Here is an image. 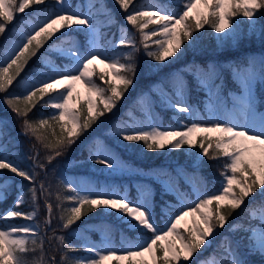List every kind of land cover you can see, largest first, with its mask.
Returning <instances> with one entry per match:
<instances>
[{
  "label": "snow or ice",
  "instance_id": "6c2138e0",
  "mask_svg": "<svg viewBox=\"0 0 264 264\" xmlns=\"http://www.w3.org/2000/svg\"><path fill=\"white\" fill-rule=\"evenodd\" d=\"M115 2L125 13L126 23L138 31L144 54L155 62L149 71H159L160 66L183 54L185 41L194 44V33L206 25L218 35L221 44L253 37L264 41V0H177L175 8L158 3L137 7L134 0ZM82 7L87 11H82ZM94 8L108 16L99 0H86L82 6H73L71 0H0V38L10 31L9 25L13 26L11 32L20 37L19 40L9 37L0 61V100L22 121L21 135L30 142L35 141L27 157L32 163L22 167L10 158L5 129L0 127V141H3L0 153H4L0 154V173L7 170L30 185L26 190L17 186L12 206L0 213V264H105L110 259L116 264H192L197 254L216 239L219 230L226 227L231 233L242 232L244 235L236 242L225 237L220 243L223 257L204 260L200 264H249V256H259L264 261V111L258 108L256 91L257 86L264 89V55L259 60L249 57L243 63L232 65L239 92H228L230 106L218 83L217 66L211 63L194 66L188 72L205 93L203 112L188 102L189 90L184 77L170 75L171 92L161 82L138 98L144 120L133 118L132 122H117L106 133L126 145L142 144L144 151L199 148V152L192 153L193 168L200 167L204 158L223 159L218 192L201 194L191 204L181 200V206L175 211L172 205L165 204L163 208H168L169 212L166 224L161 228L157 223L160 213L146 187L138 188L137 196L133 198L127 189L108 185L81 187L74 180L60 178L73 193L69 197H63L59 191L56 193L55 207L60 213L61 229L72 230L83 215L103 208L106 213H115L130 230L139 233L137 239L140 242L117 249L111 246L107 232L99 246L87 239L82 245H75L64 235H55L51 220L54 210L52 186L46 183L47 173L49 169L55 170L54 162L63 157L84 133L117 109L134 85L138 68L136 54L140 47L133 36L117 41L114 48L130 49L119 54H110L101 45V28L107 26V21L95 23ZM29 9L32 12L25 15ZM194 10L195 15H190ZM33 16L38 22H33ZM240 17L246 19L240 20ZM24 24L30 30L26 31L22 27ZM242 24H247V31H241ZM149 25L155 27L145 31ZM81 33L86 38L84 44L72 38ZM65 44L69 46L64 47ZM41 49L45 51L42 53ZM49 53L67 58L68 63H54L48 59ZM33 58H43L48 71L40 72V79L23 83L22 94L12 92V86L21 82L20 78ZM97 63L104 64L110 71L98 73ZM97 75L105 86L96 83L94 77ZM77 84L85 89V97L76 91ZM156 87L163 92L162 102L175 113L174 125L164 126L152 115L151 99ZM37 106L50 107L53 111L47 118L28 119ZM37 144L44 150V161L40 160ZM88 151V161L103 165L108 172L130 168L101 139H96ZM37 169L44 172L43 177ZM152 178H158L165 193L178 192V185H173L168 171L154 170ZM10 188L6 181L0 182V203L5 202ZM65 199L72 202L70 208L63 206ZM41 200L47 217L44 228L54 232L52 237H48L46 231L42 233L40 224L35 223ZM253 203L258 206H251ZM22 205H27L31 211H23ZM245 209L248 210V224H229L234 213ZM186 217H191L192 223L181 230V222ZM13 219L30 223L9 222ZM46 240L49 243L47 250L44 248ZM53 241L58 242V249L53 246ZM241 243L246 253H241ZM37 251L39 257L30 261L27 254ZM47 251H58L59 259L56 254L46 258ZM78 251H86L89 255L80 258L69 255Z\"/></svg>",
  "mask_w": 264,
  "mask_h": 264
},
{
  "label": "trees",
  "instance_id": "16d2710c",
  "mask_svg": "<svg viewBox=\"0 0 264 264\" xmlns=\"http://www.w3.org/2000/svg\"><path fill=\"white\" fill-rule=\"evenodd\" d=\"M75 1V0H72ZM150 0H134V4L137 7L145 6L147 2ZM168 7H177L176 3L173 0H160ZM99 2L104 3L107 8H110L112 12L115 13V21L108 25V28L105 31V37H109L111 31L116 30L117 26L121 23L122 25L130 28L133 31V34L136 35V44L140 47V51L136 54L137 60V72L135 83L131 86L128 92L125 95V98L119 103L120 106L123 102H126L130 99L133 100V105L129 107L135 113L138 112V104L137 99L142 91V89H148L150 86L155 84H160L161 82L164 83L165 87L168 88V91L171 92V88L169 87V80L168 77L171 75L173 76L175 71L180 70L184 77L185 81L188 82L190 88L188 92V99L189 101L196 105L198 108H202L203 103L205 102V93L200 90L197 85L193 75L189 74L188 69L194 66H207L208 64H215L216 66H223V72L228 75V83L230 86H234V80L232 78V65L243 63L246 58L253 56L255 53H261L264 55V41L253 38H244L240 39L239 42L233 40L231 42H224L221 44L218 40V35L207 25L195 32V43L189 44L187 41L184 43V50L183 54H178V58H172L170 62H166L164 65L159 67V71L153 70L149 71V68L154 65V61L148 58L143 51L139 33L138 31L133 28L131 25H128L124 19L125 13L119 8L118 4L115 0H99ZM32 12L31 9L28 10L25 15H28ZM17 16L16 19H18ZM33 19L37 18L35 16L32 17ZM240 20H245L246 18L240 17ZM10 31L4 34V37L0 38V55L4 54V50L6 47V43L8 42L9 37L16 36V34L11 32L12 25L8 26ZM154 25H149L150 31ZM241 31H247V24L241 25ZM78 35L83 41H85L84 34H76ZM114 36V40L117 43L119 39L115 38V34L112 33ZM156 39V38H155ZM59 42V41H57ZM114 48V46H113ZM120 49H126L124 47H115L114 50L118 51ZM130 49H127L128 51ZM45 50L41 49L43 53ZM125 52V51H124ZM38 60L37 58H33L32 61L29 63V67H31L35 62ZM42 59V58H41ZM98 73H100L98 71ZM97 81V76L94 77ZM20 83H14L12 86V92H18L20 90ZM262 92L263 89L261 87L258 90L257 95L259 96L260 105L262 103ZM155 93V103L162 114V119L164 122H170L174 125V120L172 119L173 111L172 109L166 107V105L162 102L161 96L163 92H154ZM159 93V95H157ZM23 107V105H21ZM52 109L50 107H40L37 106L30 114L28 119L36 120L40 117L47 118L52 113ZM15 114V113H14ZM126 118L129 117L127 114H119L118 110L115 109L112 114H107L105 117L102 118V121L98 124L94 125L92 129L88 132L84 133L81 138L71 146V148L66 152L63 156L67 159L74 158V166L76 169L80 170L79 173L81 174H88L90 171L91 162L88 161L89 155V145H93L94 141L93 135L96 132L95 130L99 128L103 123H107L109 128H112L113 125L119 118ZM9 127V126H8ZM5 127V136L8 139V151L13 150L11 154V158L15 159L19 162L22 166H26L27 159L24 157L22 153L18 151V144H13L12 139L17 137L15 136L16 131H20L23 127L22 121L17 118L16 114L14 117V122L11 127ZM57 135H59V128H56ZM106 139H110L113 142L114 150L119 155L120 158L123 160H127L131 163H134L138 168H141L143 171L153 172L154 170L164 169L168 171V173H177V168L181 167L186 169L187 171L193 174H199L201 178L204 180L207 188V194H211L213 192H218L221 182H222V165L224 163L223 159L220 160H209L208 158H204L203 164L198 168H193L191 166L192 160V153L199 152V148L189 149L187 151L180 150V151H163V152H156V151H144L142 144H132L126 145L125 143H120L116 138L107 136ZM25 140L26 144L32 147V143L35 141L30 142L29 138L21 135V141ZM37 150L39 151L40 155L44 153V150L37 144ZM45 157V156H43ZM68 161V160H67ZM81 163H77V162ZM6 177H9L8 172L5 174ZM8 185L11 186L10 194L8 195L5 202L0 203V213L4 212L6 209L12 206V203L15 199V195L17 193V186H22L25 190L29 187L26 181H21L18 185H15L14 181L7 182ZM156 186V192L154 194V202L156 210L159 214L157 223L158 225H162V221L166 220V212L169 211L168 208H163L165 204L172 205V210L174 209L173 204H170L168 201H173V197L164 193L163 189L160 187L158 183H154ZM68 188V187H67ZM71 190L70 188H68ZM130 191H134L133 186L130 185ZM63 197H69L64 193L61 194ZM28 197V196H26ZM28 200V199H26ZM72 202L68 199L64 200L63 206L65 208H70ZM251 206H258V203H253ZM22 210L30 209L27 205H22ZM161 208H163V212H160ZM58 215H60L59 211L57 210ZM109 223L112 227H119L122 229L124 235H129L130 237H134L136 232L130 230L125 224H123L120 220L117 219L115 213H106L103 211L102 208L92 210L87 214L83 215L81 220L76 223L74 226H78L83 223L87 224H98V223ZM236 222H243L245 224L249 223L248 220V210L238 211L237 213L233 214V218L229 220V224L236 223ZM252 223H256V221H252ZM164 226V225H163ZM184 227H181L183 230ZM90 232L92 235L97 234V230L90 228ZM244 233L236 232L231 233L230 230L226 227V229L219 230V234L215 240L212 241L211 245L204 248L199 254H197L195 260L192 264H200V261L208 260L210 256H215L217 259H221L223 257V252L220 248V243L225 237H230L233 242L239 241L240 237L243 236ZM55 248H59V244L54 246ZM241 253H246V248L244 244L241 243L240 245ZM80 252H72L69 253L70 256L76 257L75 254ZM53 254L57 255V259H59V252H55ZM39 252L37 251L35 254L28 253L27 258L31 261L35 258L39 257ZM249 264H264V261H261L259 256H249L248 257ZM112 264H116L114 261Z\"/></svg>",
  "mask_w": 264,
  "mask_h": 264
},
{
  "label": "rangeland",
  "instance_id": "374dc122",
  "mask_svg": "<svg viewBox=\"0 0 264 264\" xmlns=\"http://www.w3.org/2000/svg\"><path fill=\"white\" fill-rule=\"evenodd\" d=\"M86 2V0H84L83 2H75L72 3L73 6L76 5H84ZM151 3H157L155 1H150L148 2V4ZM105 6V11L108 12V16L106 17L104 14L96 12L95 8H94V14H93V19L94 22L97 24H105V22L107 21V26L109 24H111L114 20H115V13L112 12L110 9L106 8V5L104 3H101ZM147 4V5H148ZM159 4V3H158ZM163 5V4H162ZM99 7V4L96 5V8ZM82 11H87L86 8L82 7L81 8ZM203 10V9H201ZM193 15H195V10L193 11V13H191ZM20 18V17H18ZM33 22L36 23L38 22L36 19H33ZM105 26V27H107ZM22 27L27 31L30 30L29 26L27 24L22 25ZM102 31V36L100 39V43L102 46L106 47L110 54L112 52H115L116 54H119L121 52L126 51L128 48L126 49H120L118 51H115L113 46L115 45V40L112 38V35L110 34V36L105 37L104 35L105 33L103 32V29H101ZM146 31V30H145ZM112 33V31H111ZM114 34L116 35L115 38L120 39L121 37H127L128 35L133 36V38L136 40V35L133 34V31L130 30V28L120 24L118 25L117 29L114 31ZM85 37V36H84ZM19 35H17V37L14 40H19ZM74 40H76L78 43L80 44H84L85 41H83L78 35H73L72 37ZM86 39V38H85ZM69 45H64V47H68ZM56 56H54L53 53L47 54L48 55V59L52 60L54 63L58 64V65H63L68 63L67 58L65 57H61L59 54L55 53ZM3 56L4 54L0 55V61L3 60ZM262 55L260 53L255 54L253 57H255L257 60H259V58ZM35 61H37L36 63H38L39 65H36L34 67L36 68H27L26 72L22 74L20 81V84L18 86H20V90L18 92H16L17 94H22L24 91L23 88V83L26 82H31V80L33 79H40V72H44V71H48V67L44 64V60L42 59H38ZM35 63V64H36ZM95 67L97 68V70L100 73H104V72H109L110 70L104 65V64H99L97 63L95 65ZM38 69V71H37ZM218 71L220 73V78L218 83H220L223 87V82H222V78L223 76L221 75V70L218 68ZM175 76H183L184 75L180 72L175 71L174 72ZM173 74V75H174ZM233 75V74H232ZM185 79V77H184ZM234 79V77H233ZM97 84H100L101 86H105L103 85V83L99 80V77L97 75ZM159 84H155L150 86L148 89H142L139 97L141 96L142 93L144 92H148L150 89H152L154 86H157ZM188 90H189V85L187 84ZM236 87V88H235ZM259 86H257V90L258 91ZM76 91L80 94L81 97H85L87 94L85 92V89L83 88L82 85L77 84L76 85ZM222 94L224 95L225 99L227 100V103L229 104V106L231 105V100L227 99V94L229 91L238 93L239 92V86L237 84V82L234 80V87L230 89H221ZM156 92H162L161 89L159 87H156ZM264 93V92H263ZM138 97V98H139ZM155 93H152V99H151V103L153 104V110H152V115L156 118L157 122L161 123L164 126H168V125H173L170 122H164L162 119V114L159 112V109L156 107L154 100H155ZM137 104H138V112L135 113L132 109H130L129 107H131V105H133V100L130 99L126 102H123L120 106L117 107V110L119 112V114H127L129 115L128 118H119L117 122L119 123H127V122H132L133 118L136 120H144V114L141 110V107L138 103V99H137ZM189 102V99H188ZM190 103V102H189ZM192 104V103H190ZM193 105V104H192ZM263 105H264V101H263ZM194 107H196L195 105H193ZM260 110L264 111V107H258ZM203 111H204V105H203ZM201 111V112H203ZM131 114V115H130ZM14 117L15 114L6 107V105L2 102V100H0V127H11L13 122H14ZM174 117V115L172 116ZM206 118V116H205ZM122 120V121H121ZM108 123V122H107ZM107 123H103L99 128H97L94 133V137H93V141L95 143L96 139H101L103 140L108 146L114 148L113 142H111L110 139H106V133L108 132L109 128ZM8 127V129H9ZM15 136L17 137L12 139L13 144H18V151L20 153H22L24 155V157L27 159L26 162V166H22V167H29L32 163V161L30 159H28L27 157L30 155L29 149L31 148L29 145L26 144L25 140L21 141V130L20 131H16L15 132ZM7 140V138H6ZM8 140H7V144H8ZM0 143H3V141H0ZM94 145V144H93ZM92 145H89V147ZM8 153H10V158H11V154L13 153V150H9ZM0 154H4V153H0ZM45 156L44 153H42L40 155V160L44 161L45 160ZM122 159V158H121ZM68 160V161H67ZM123 160V159H122ZM74 158L72 159H67L65 157H61L58 158L54 164H55V170L49 169L48 173H47V180L46 183H50L52 186V202H53V213L51 215V220H52V229L55 230V235H64L66 237V239L75 245H82L84 243V240L87 239L89 242L96 244L97 246H99L101 244V238L104 236L105 232H107L110 237H111V246L115 247L117 249H121L124 247H127L129 243L132 244H136L139 243L140 241L137 239V237L139 236V233H136L134 235V237H130L129 235H124L122 231L119 230L118 227H112L109 223L105 222V223H98V224H80L79 226H73L72 230H63L61 229V227L59 226V215L57 213V209L55 207L56 205V193L59 191L60 194L64 193L67 196H71L73 195L72 191H69V189H67V186L65 184H62L60 182V178H67V179H71L74 180L75 182H77L78 185H80L81 187H88L91 185L96 186L97 188H100L102 186L108 185V186H115L117 188H121V189H127L128 190V181L132 182V185H134V188L136 189V192L134 193V195L132 196V193L129 194L131 197L135 198L137 196V189L141 188V187H146L149 189L151 196L153 198V194L155 191V187L152 183V181L158 182V178L157 179H153L151 176H153V174L148 173V172H138L137 170H142L140 168H138L134 163H131L127 160H123L126 161L128 163V165H130V168L128 170L125 171H120V172H108L103 165H100L98 163H91L90 166V174L86 175H82L80 174L76 168H75V164H74ZM37 171L39 172V175L41 177L44 176V172L40 171L39 169H37ZM179 173L180 176L177 177V175H171L170 178L172 180L173 185H178V192L173 193V192H168V194H173V198L175 199V201L173 202L175 205V210H177L180 206H181V200L183 201L184 204H191L193 202H195L197 200V197L200 196L201 194L207 195V190L204 184V181L201 180L200 176L198 175H189L187 174V172L183 169V168H179ZM6 172H8L9 177H6L5 174ZM152 180V181H151ZM9 182V181H14V182H21L24 181L22 180V178L14 176V174L10 173L7 170H4L2 173H0V182ZM16 182V183H17ZM27 182V181H26ZM160 183V182H159ZM27 184L29 185V183L27 182ZM161 187L162 184L160 183ZM30 186V185H29ZM220 189V188H219ZM17 195V193H16ZM15 195V197H16ZM26 199H29V197H26ZM169 203H171L170 201H168ZM40 208L38 211V215L36 217L35 223L40 224L41 226V231L42 233L46 231V234L48 237H52L54 235V232L51 230H46L44 228V220L47 218L46 217V213L43 207V200L40 201ZM103 209V208H102ZM173 210V211H175ZM23 211H31L30 209H25ZM103 211L105 212V210L103 209ZM169 211L166 212V216L167 213ZM167 219V218H166ZM11 223H30L29 221H25L23 219H13L11 221H9ZM192 223V218L191 217H186L184 221L181 222L180 227H187L190 226ZM166 224V220L163 221V225L165 226ZM164 226H160L161 228H163ZM90 228L97 230V234L94 236L92 235V233L90 232ZM53 246L58 245V242L53 241ZM44 248L47 250L49 248V243L46 240L44 243ZM81 252L80 254L76 253L75 256L76 258H80V257H86L89 254L86 251H79ZM53 255L52 251H47L46 252V258L48 256ZM215 258L216 260L217 257L215 256H210L208 259H212ZM115 260L110 259L105 261V264H112ZM201 262V261H200ZM199 262V263H200ZM122 264H126V262H122Z\"/></svg>",
  "mask_w": 264,
  "mask_h": 264
}]
</instances>
